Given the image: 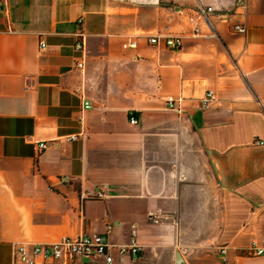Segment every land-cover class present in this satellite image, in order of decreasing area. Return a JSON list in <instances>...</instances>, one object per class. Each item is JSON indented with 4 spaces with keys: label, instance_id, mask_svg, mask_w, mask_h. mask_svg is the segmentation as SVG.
Instances as JSON below:
<instances>
[{
    "label": "crops",
    "instance_id": "1",
    "mask_svg": "<svg viewBox=\"0 0 264 264\" xmlns=\"http://www.w3.org/2000/svg\"><path fill=\"white\" fill-rule=\"evenodd\" d=\"M201 5L214 9L193 34ZM208 89L216 100L202 109ZM166 96L181 98L180 113ZM254 139H264V0H0V264H13L16 243L108 223L112 243L141 246L112 264H177V252L179 264H264L245 254L264 239Z\"/></svg>",
    "mask_w": 264,
    "mask_h": 264
},
{
    "label": "built area",
    "instance_id": "2",
    "mask_svg": "<svg viewBox=\"0 0 264 264\" xmlns=\"http://www.w3.org/2000/svg\"><path fill=\"white\" fill-rule=\"evenodd\" d=\"M238 6L246 7L247 0H235ZM211 5L199 6L197 17L189 16L188 21L192 26V33L198 34L199 27L197 19L206 18L207 14L213 11ZM233 30L237 32H245L246 25L236 24L233 26ZM80 40L75 43L76 50H83V33H80ZM145 38L150 43H158L161 39L162 43L169 48L178 49L183 44V38L180 34H152L145 35ZM137 46L136 37H132L130 40L123 44L124 48H135ZM84 62L79 60L75 62V67L83 69ZM166 107L173 111L180 113L182 111L181 98H174L172 96H166L164 98ZM216 100V95L213 90L208 89L200 99V107L202 109L209 108ZM84 107H90L89 102L84 103ZM129 122L137 123V117L131 113L129 115ZM254 144L263 145L264 139H254ZM46 146L45 142L37 143L39 150ZM106 185L96 187L91 196L95 198H103L105 196ZM153 222H158L156 213H150ZM113 225L108 223L106 230L103 233H83L77 236L62 235L55 241L49 242H20L14 245L13 251V264H37L39 262L55 263V261L61 259L63 264H76V260L80 257H93L102 258L105 264H112L114 260V253H117L120 258L125 256L137 257L141 246L131 239L128 243H112L108 234L111 231ZM222 259L225 260L227 253V246L222 245L217 247ZM247 256H260L264 255V239L251 241L247 249L245 250Z\"/></svg>",
    "mask_w": 264,
    "mask_h": 264
},
{
    "label": "water",
    "instance_id": "3",
    "mask_svg": "<svg viewBox=\"0 0 264 264\" xmlns=\"http://www.w3.org/2000/svg\"><path fill=\"white\" fill-rule=\"evenodd\" d=\"M176 262L177 264L181 262V257L179 256V252L176 253Z\"/></svg>",
    "mask_w": 264,
    "mask_h": 264
}]
</instances>
